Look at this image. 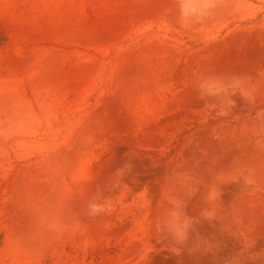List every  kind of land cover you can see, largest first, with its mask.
Here are the masks:
<instances>
[{
    "label": "rangeland",
    "instance_id": "obj_1",
    "mask_svg": "<svg viewBox=\"0 0 264 264\" xmlns=\"http://www.w3.org/2000/svg\"><path fill=\"white\" fill-rule=\"evenodd\" d=\"M0 264H264V0H0Z\"/></svg>",
    "mask_w": 264,
    "mask_h": 264
},
{
    "label": "clouds",
    "instance_id": "obj_2",
    "mask_svg": "<svg viewBox=\"0 0 264 264\" xmlns=\"http://www.w3.org/2000/svg\"><path fill=\"white\" fill-rule=\"evenodd\" d=\"M89 209H90L92 214H96V213L102 211L103 207L101 205L97 204V203H91L89 205Z\"/></svg>",
    "mask_w": 264,
    "mask_h": 264
}]
</instances>
